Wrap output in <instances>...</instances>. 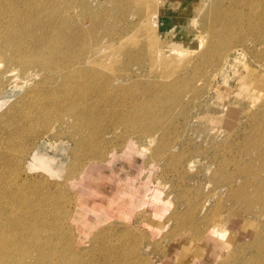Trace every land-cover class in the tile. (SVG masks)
I'll return each mask as SVG.
<instances>
[{
	"label": "rangeland",
	"instance_id": "1",
	"mask_svg": "<svg viewBox=\"0 0 264 264\" xmlns=\"http://www.w3.org/2000/svg\"><path fill=\"white\" fill-rule=\"evenodd\" d=\"M53 4L54 25L64 22L73 34L82 23L81 29L92 31L81 48L75 41L71 46L75 44V54L88 56L86 67L98 61L105 74H111L92 84L87 94L88 108L102 107L108 114L94 112L84 133L76 134L83 125L75 115L69 114L73 122L60 119L68 108L60 112L54 103L46 113L41 111L46 105L44 93L53 90L51 83L46 80L28 93L32 85L25 77L16 79L19 71L4 77L0 209L8 213L0 228H7V237L16 235L15 226L6 220L8 214L31 208L46 221L41 247L56 245L60 254L67 252L68 260L81 239L78 259L91 262L94 256L91 263L98 260L96 264L111 255L110 260L124 264L125 251L135 246L137 264H221L224 259L225 264H264V239L257 246L263 259H251L257 249L250 243L256 230L263 228L264 233V0H55ZM154 9L158 13L151 18L141 16ZM200 34L207 38L206 45ZM214 46L219 55L214 53L213 61H208L204 55ZM224 55L239 57L224 68L229 80L222 82V75H212ZM10 64L2 62L1 70ZM48 76L43 72L38 78ZM218 82L221 90L215 89ZM55 89L64 99L65 86ZM51 126L55 130H47ZM36 151L52 160V171L29 167ZM80 177L86 180L84 187L76 183ZM83 194L87 203L81 201ZM112 198L129 212L127 216H108L104 209L89 205L91 199ZM25 200L35 201L34 206L28 207ZM41 201L48 204L43 205L46 215L39 208ZM213 216H223L231 232L232 245L226 251L205 236L194 238L192 232L190 237L186 231L204 229ZM244 219L254 226L244 228ZM239 241L242 246L236 247ZM12 244H7L9 253L0 252V261L38 264V250L18 255ZM57 256L44 264H59Z\"/></svg>",
	"mask_w": 264,
	"mask_h": 264
},
{
	"label": "bare ground",
	"instance_id": "2",
	"mask_svg": "<svg viewBox=\"0 0 264 264\" xmlns=\"http://www.w3.org/2000/svg\"><path fill=\"white\" fill-rule=\"evenodd\" d=\"M54 1L55 0H45V1L44 0H0V67H2V62L4 63V62L8 61V63H11L10 65H6V66L4 65L5 68L3 70H1V68H0V91H1V89H3V87L5 85V78L4 77L8 76V78H10L8 73H12L15 71L16 72L19 71L18 75L16 76V79H22L25 77V79H23V80L27 81V85H30V86L32 85L30 87L31 89H29L28 93L33 92L34 87H38L37 85L41 86L42 83L46 82V80H47L49 83H51V87L53 90H50V91L44 93V99H43L42 103H46V105L41 106V111L46 113L47 107L50 105H54V103H56L54 105L55 108H57L60 112H61V110L68 108L67 109L68 113L63 112L60 115V119L64 118V117H68V118H65L63 120V123L69 122V121L73 122L69 119V117H74V116H71L69 114L75 115L76 116V117H74L75 121H80V123L83 125V127H81V128L78 127L79 130L77 129L75 132H76V134L77 133L81 134V132H83V129L86 128L85 125L88 126V124H89L88 121H92L95 119L96 115H94V112L96 114L97 113L98 114L102 113L104 115L108 114L104 110L105 108H102V107L98 108V107L94 106L93 109H90V107L88 108L87 103H89L90 97H88L87 94L89 93L92 84H94L96 81L99 83L100 81L104 80V78H110L111 74H105L106 71H103L104 68H103V66H101L99 64L98 61H93L92 65L90 66L91 68L86 67L85 65H88L87 63L89 60L88 56L83 57V56L75 54L74 50H72V46H74L76 44L75 45L76 47L80 46V48H81L83 46V45H81V42L83 41V39H85V37L92 36V31H89V29L87 31H84V29H81L84 26V25H82V23L77 25L79 28L78 30H76V28H74V31L75 30L76 31L73 34H71L72 31L70 30L69 26L64 25L65 24L64 22H63L64 24L62 23L61 26L58 25V23H56L54 25V23L56 22V20H55L56 17L53 14V10L50 9L51 5L54 7V4H53ZM57 3H58V0H57ZM54 8L56 9V7H54ZM157 11H158V9L157 10L154 9L153 11H148L141 16H145L146 14H149L148 18H151L155 13H158ZM83 13L84 12H82V14ZM63 19H65V18H63ZM219 21H220V19H219ZM262 21L264 22V17H262ZM214 22H217V21H214ZM206 23H208V22H206ZM75 25H73V26H75ZM261 27H262V30L264 32V24L261 25ZM217 28L218 27H216V29ZM213 31H214V33L217 32L215 30H213ZM61 35L66 37V39L61 40L60 39ZM200 36L202 37L201 39L203 40L204 44L206 45L207 38L205 37L204 34H202V35L200 34ZM209 38H211V37H209ZM73 41H75L76 43L71 46V44H72L71 42H73ZM214 43H213V45H214ZM217 44H219V43H217ZM99 47H100V45L98 46V48ZM219 52H218V48H216L214 46V48H210L208 53L205 52L206 54L204 53L205 54L204 56L208 55L207 59L210 57L208 61H211L213 59V56L216 55L214 53H218V55H219ZM238 57H239V55H236V56H234V59H232L231 55H226V56L224 55V58L220 64V66L215 69V72L212 76H214V78H217L219 75H222V82H223V80L228 81L229 80V73L226 75H223L224 68H226V67L229 68L230 67L229 65L233 66V64L237 61ZM12 61H15L14 63L16 64V66H11L13 64ZM43 72H45L49 76L46 77V79L44 77L38 78V76L42 75ZM224 72H227V71H224ZM13 79H15V77H12L11 81H13ZM50 79L53 81V83ZM222 82L217 83V85L215 87L216 90H221L220 86L222 85ZM56 86L57 87L65 86L66 90L63 93V95L65 96L64 99L60 98L59 94L56 93V89H55ZM63 100H65L66 101L65 103H67L65 106H63V107L56 106L57 103H63ZM19 101H23V99H21ZM29 102H30V100H29ZM83 103H85V105ZM34 108L36 109V107H34ZM49 129L52 131L55 130L54 126L49 127L47 130H49ZM85 130L87 132V129H85ZM95 130L96 129L92 130L91 133H93ZM73 134L75 135V133H73ZM41 136H40V138H41ZM82 138L85 139L86 136H83ZM87 139H88V137H87ZM87 139L85 141H87ZM149 142L151 143L153 141L149 140ZM106 159L108 160V158H106ZM29 162L31 164V165H29V167L35 166L36 168H43L45 170L52 171V167H53L52 166V160H50L48 157H45L42 154H39L37 151L34 154V156L30 159ZM252 166H253V164H252ZM251 171H252V169H251ZM253 173H254V171H253ZM261 175H264V174H261ZM85 182H86V180L80 177L77 179L76 183L80 187H82V186L84 187ZM259 186H260V184H259ZM233 194H234V192H233ZM258 196L260 197V195H258ZM262 197H260V198H262ZM262 200H263V198H262ZM81 201L86 202V203L88 202V200L85 198L84 194H83V197H81ZM250 201H252V200H250ZM235 202H234V205L236 204ZM34 203H35V201L31 203L28 200H25V204L28 207L34 206L33 205ZM41 204H42V207H39L41 209V213H44V212L48 213V211H47L48 209L43 207V205L46 206L48 204L45 202L43 203V201H41ZM237 204H238V201H237ZM256 204H257V201H256ZM89 205L90 206L91 205L97 206L99 209H104V211L108 214V216H112L113 214H118V213L122 216H127L129 213L127 211L123 212L124 210L122 209V205L120 203H118L114 198H112L109 201L105 200V201H94V202H92V199H91V201L89 202ZM263 207H264V205H263ZM154 208H156V206L152 207L151 209H154ZM161 208H162V206H160L159 209L161 210ZM233 208L234 207H232V209ZM239 208H241V207H238V209ZM246 208H248V207H246ZM232 209H230L229 211H231ZM13 212L14 213L12 214V216H10L8 214L6 220H7L8 224L11 223L10 225L15 226L12 228H13V230H15L16 235H13L14 237H7V236H9L6 233L7 228L6 229H5V227L0 228V233H1L0 252H1V254H2V252L11 251V250H8L10 246H7V244L9 242H13L14 244H12V246L16 247V248H14V252L16 251L17 253H19L18 255H20L21 252H23L21 254H24L25 251H27V253H28V251L30 249L32 250V248H34L35 251L38 250L39 251L38 253L40 254V257H38L39 258L38 264L42 263V262L39 263L41 260H44L43 264L45 261L50 262V260L51 259L53 260V257L56 255H58L60 258V263L58 262L59 264H96L94 262L98 261V260L97 261L95 260L93 263H91L92 260H94V259H92L94 256L92 258H90L91 256L89 257L91 259V262H89L90 260L89 261L87 260L88 261L87 262L86 260L80 261V259H78L79 257H77L78 256L77 252L80 250L79 248L82 246L81 245V243H82L81 239L76 240L77 241L76 246H75L76 252L74 251L75 253H73L71 251L72 253H70V254H72V255L70 256L71 257L70 260H68L67 259L68 257L66 258V255H64L67 253L66 251L64 253L60 254L61 250L59 252L56 245L54 246L53 244H48L49 242H47V244H48V247H50V248H48V250H47L45 247V249H44L43 247H41V242H43V240H42V237L40 236V233H41V231H43L42 230L43 228H46V226H45L46 221H44V217L42 218V214L35 213V212H39V211L31 209V208H28V209L17 208ZM5 213H6V211L0 209V222H2V220L4 219L3 216ZM238 213H239V211H238ZM244 213H245V211H244ZM258 214H259V212H258ZM259 215L261 216V214H259ZM262 216H264V213L262 214ZM45 219H47V218L45 217ZM223 219H224L223 216L222 217L213 216L212 221H210V222L207 221V224H206L204 229L198 228L199 226H197V227H194V229H195L194 231L193 230L189 231L188 229H186V231H188V235L190 237L193 236V235H191L192 232H194V236H193L194 238L196 236H197V238L205 236L210 241H214L215 243L219 244L226 251L231 247L232 241L229 237V234L231 232H230L229 228L227 227L226 223L223 222ZM255 219H254V221H255ZM2 223L6 224V222H4V220ZM242 225L244 228H246L249 225L254 226L250 219H248V220L244 219ZM158 229H156V230H158ZM262 230H263V228H261L258 232L256 230V232H254V234H253L255 236L254 237L255 239L253 240V242L250 241L251 248L257 249L256 254H253L251 259H253V257H256L258 259V256H260L262 253V252L261 253L258 252L259 249L257 248L259 241L261 243L264 239V237L261 235V234H264L262 232ZM17 233H20L21 236H17ZM97 237H99V236H97ZM97 237H95V238H97ZM138 240H139V238H138ZM197 240H200V239H197ZM44 241H45V239H44ZM135 241L136 240L134 239V242ZM98 242H99V240H98ZM191 242H192V239H191ZM57 243H59V242H57ZM47 244H46V246H47ZM51 245H53L54 247H51ZM42 246H44V245H42ZM105 246H104V248H105ZM240 246H242V243L239 241V243L236 244V247H240ZM236 247H233V249H230V250H234ZM261 248H262V246H261ZM72 250H73V247H72ZM84 250H87V249H84ZM80 252H81V250H80ZM126 252H128V253H126ZM135 252H137L136 246L131 248L129 251H125L124 254H126V255L125 256L123 255L124 257L122 256L124 259V264H137L138 260H136L134 257ZM7 253H9V252H7ZM104 253L105 252L103 251V254ZM78 254H80V253L78 252ZM109 254H110V252H109ZM28 255H29V253H28ZM25 256H27V255H23L20 258H24L22 260H25L26 259ZM96 256L99 257L98 255H96ZM105 256L107 257L109 255H105ZM119 256H121V255H119ZM103 257H104V255H103ZM110 257H112V255L109 256V259H105V260L102 259L103 261L101 260L102 261L101 264H116L114 262V260L113 261L110 260V259H113L114 256L112 258H110ZM59 258H58V260H59ZM260 258H262V257L260 256ZM251 259H250V261H251ZM262 259H260V260H262ZM224 261H225V259H224ZM224 261L223 262L220 261V263L225 264ZM262 262H264V261H262ZM255 263H257V262H255ZM0 264H10V261L9 260L0 261ZM118 264H120V262ZM121 264H122V262H121ZM248 264H250V262ZM251 264H252V262H251Z\"/></svg>",
	"mask_w": 264,
	"mask_h": 264
},
{
	"label": "crops",
	"instance_id": "3",
	"mask_svg": "<svg viewBox=\"0 0 264 264\" xmlns=\"http://www.w3.org/2000/svg\"><path fill=\"white\" fill-rule=\"evenodd\" d=\"M208 256V255H207ZM207 258V257H206Z\"/></svg>",
	"mask_w": 264,
	"mask_h": 264
}]
</instances>
